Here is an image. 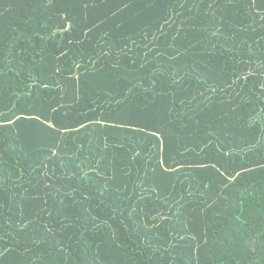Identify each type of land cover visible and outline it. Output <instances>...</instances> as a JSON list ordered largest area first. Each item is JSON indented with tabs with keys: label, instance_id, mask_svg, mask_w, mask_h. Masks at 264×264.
<instances>
[{
	"label": "trees",
	"instance_id": "16d2710c",
	"mask_svg": "<svg viewBox=\"0 0 264 264\" xmlns=\"http://www.w3.org/2000/svg\"><path fill=\"white\" fill-rule=\"evenodd\" d=\"M0 264H264V0H0Z\"/></svg>",
	"mask_w": 264,
	"mask_h": 264
}]
</instances>
